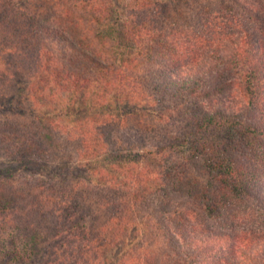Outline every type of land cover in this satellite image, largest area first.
<instances>
[{
  "label": "trees",
  "instance_id": "16d2710c",
  "mask_svg": "<svg viewBox=\"0 0 264 264\" xmlns=\"http://www.w3.org/2000/svg\"><path fill=\"white\" fill-rule=\"evenodd\" d=\"M57 11L0 0V262L264 264V0Z\"/></svg>",
  "mask_w": 264,
  "mask_h": 264
},
{
  "label": "rangeland",
  "instance_id": "374dc122",
  "mask_svg": "<svg viewBox=\"0 0 264 264\" xmlns=\"http://www.w3.org/2000/svg\"><path fill=\"white\" fill-rule=\"evenodd\" d=\"M25 15H29L31 18L34 19V21H37V23L41 26L46 27L50 17H52L53 15H57L58 13V9L59 7L65 6L67 7V2L68 0H11ZM127 2L128 0H120V3L123 2ZM203 3H205L207 6L212 7V8H217L218 6H220L221 4H224L226 2V0H201ZM193 5L188 4V5H181L177 8V14H179L180 17L185 18V23L181 24L183 26H188L190 24H193L194 26H196L194 23V19L191 18V13L193 12ZM57 11V12H56ZM72 17L75 20H78V25L76 27V32L85 36H89L90 30H91V26L90 23H86L84 24L83 21V15H79V14H73ZM85 17V16H84ZM2 87L0 86V90ZM209 92V96L211 92ZM213 97V96H212ZM210 97V98H212ZM222 97V93L217 95L216 97L214 96L213 98L215 100L217 99H221ZM191 102H194L191 100ZM197 102V101H195ZM215 102V101H214ZM213 102V104H214ZM12 235H8L5 236L4 235V240H3V246L1 247L2 250L4 252H10L12 251L14 248L16 250H19L21 247L23 248V239L19 238V237H11ZM43 247V246H42ZM39 245H36L34 252L38 251V257H40L41 255V251L42 250ZM9 256V255H8ZM39 259V258H38ZM4 262H6L5 264H23V262H19V258L17 259V262L13 259L11 261H7L6 257L2 258V261L0 262V264H4Z\"/></svg>",
  "mask_w": 264,
  "mask_h": 264
}]
</instances>
